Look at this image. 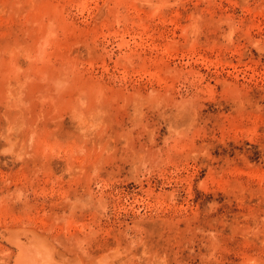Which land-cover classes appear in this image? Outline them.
Instances as JSON below:
<instances>
[{
	"label": "rangeland",
	"instance_id": "374dc122",
	"mask_svg": "<svg viewBox=\"0 0 264 264\" xmlns=\"http://www.w3.org/2000/svg\"><path fill=\"white\" fill-rule=\"evenodd\" d=\"M34 236L264 264V0H0V264Z\"/></svg>",
	"mask_w": 264,
	"mask_h": 264
},
{
	"label": "bare ground",
	"instance_id": "6f19581e",
	"mask_svg": "<svg viewBox=\"0 0 264 264\" xmlns=\"http://www.w3.org/2000/svg\"><path fill=\"white\" fill-rule=\"evenodd\" d=\"M125 43L121 38L119 44ZM18 255L16 264H55L56 251L49 243L39 239L37 236L31 237L29 242L17 240Z\"/></svg>",
	"mask_w": 264,
	"mask_h": 264
}]
</instances>
